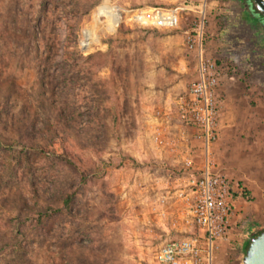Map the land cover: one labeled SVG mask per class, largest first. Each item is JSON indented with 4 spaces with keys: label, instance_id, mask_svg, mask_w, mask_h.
Returning a JSON list of instances; mask_svg holds the SVG:
<instances>
[{
    "label": "rangeland",
    "instance_id": "1",
    "mask_svg": "<svg viewBox=\"0 0 264 264\" xmlns=\"http://www.w3.org/2000/svg\"><path fill=\"white\" fill-rule=\"evenodd\" d=\"M182 1L194 8L170 30L93 22L102 2L149 9ZM203 1L0 0V264H155L158 246L184 235L169 223L145 234L146 210L126 194L136 163L151 160L149 116L196 79L198 45L188 33ZM205 2L200 48L221 69L209 161L229 182L225 171L241 170L254 94L264 88V16L251 0ZM90 33L98 42L84 48ZM224 121L236 149L229 165L216 152ZM231 185L241 193L232 222L243 210L250 220V196ZM248 237L219 241L215 264H242Z\"/></svg>",
    "mask_w": 264,
    "mask_h": 264
},
{
    "label": "built area",
    "instance_id": "2",
    "mask_svg": "<svg viewBox=\"0 0 264 264\" xmlns=\"http://www.w3.org/2000/svg\"><path fill=\"white\" fill-rule=\"evenodd\" d=\"M205 1L195 13L192 33H188V42L198 45L196 79L181 95L155 108L146 123L150 149L162 160L156 159L162 168L158 171H176V174L169 183L164 182L165 191L148 207L145 222L141 218L144 232L151 235L155 223H169L170 228L184 230L182 237L158 246L153 256L155 264H215L217 243L227 237L234 216V191L209 161V146L216 139L221 69L200 48ZM193 8L191 1L149 9H118L102 2L96 8V17L108 29L106 10L111 9L115 16L113 30L120 25L170 30L177 27L182 12ZM201 153L203 162L199 165L195 159ZM170 158L178 159L179 163H171ZM172 185L177 188L172 189ZM136 186L138 190L142 187L139 182ZM187 223L191 228L188 234Z\"/></svg>",
    "mask_w": 264,
    "mask_h": 264
},
{
    "label": "crops",
    "instance_id": "3",
    "mask_svg": "<svg viewBox=\"0 0 264 264\" xmlns=\"http://www.w3.org/2000/svg\"><path fill=\"white\" fill-rule=\"evenodd\" d=\"M261 89L260 92L254 94L255 98L258 100L257 106L251 110L253 111L252 119L254 122L248 130V136L243 139L245 142L244 148L242 147L240 149L239 158L242 160L240 164L241 170L237 171L230 165L225 171L229 180L235 184V186L240 185L243 187L247 195L250 196V202H248L247 205H249L248 210L252 217L250 220H247L244 210L237 213L233 222H231L228 236L224 239V242L226 241L227 243L234 241L233 238L239 234H244L246 237L247 235L253 236V234L259 230L255 219L259 221L264 220V207H262V203L264 202V88ZM225 107H227L226 103L224 104V108ZM222 120H224V118ZM229 126H231V123H225L224 121L222 135L216 142L218 158L220 161L222 160V163L225 165H229V163L233 161L236 151L233 147L231 136L226 132ZM146 144L149 145L147 139ZM147 147L149 149L150 145ZM149 151V158H151V160L147 163H144L142 160L136 163L134 174L137 180L133 181L132 189L130 193H128L129 195L126 194L128 197L131 195V198L134 197V200L139 201L137 205L140 208H144L146 211L153 201L165 191L166 186L164 182H166V184L169 183L172 180V175L176 174V171H158L162 169L157 163L159 159H157L155 153L151 149H149ZM168 161L173 164L179 163V160L175 158H170ZM136 182L142 185L139 190L137 189ZM171 187L172 189L177 188L175 185ZM231 188L234 191L232 204L233 209H235V200L241 198V193L237 187L234 189L231 185ZM258 212L260 215H258ZM144 215L142 217L143 222L147 219ZM235 220H243L240 222V229L237 228Z\"/></svg>",
    "mask_w": 264,
    "mask_h": 264
},
{
    "label": "water",
    "instance_id": "4",
    "mask_svg": "<svg viewBox=\"0 0 264 264\" xmlns=\"http://www.w3.org/2000/svg\"><path fill=\"white\" fill-rule=\"evenodd\" d=\"M254 9L264 16V0H251ZM248 246L242 264H264V231L257 236L248 237Z\"/></svg>",
    "mask_w": 264,
    "mask_h": 264
},
{
    "label": "bare ground",
    "instance_id": "5",
    "mask_svg": "<svg viewBox=\"0 0 264 264\" xmlns=\"http://www.w3.org/2000/svg\"><path fill=\"white\" fill-rule=\"evenodd\" d=\"M111 11H112L111 9H107L106 10V15L108 16V19H107L106 22H107V25H108V30H110V31L115 26V16L113 17L114 14L111 13ZM97 16H98V14H97ZM93 22L99 23V21L96 18L93 19ZM94 30L96 31V29H94ZM88 35H90V38L86 37V40L84 42H81V44H82V46L84 48H88L91 44H94V43L98 42V37L97 36L92 35L91 33L88 34Z\"/></svg>",
    "mask_w": 264,
    "mask_h": 264
},
{
    "label": "trees",
    "instance_id": "6",
    "mask_svg": "<svg viewBox=\"0 0 264 264\" xmlns=\"http://www.w3.org/2000/svg\"><path fill=\"white\" fill-rule=\"evenodd\" d=\"M256 12H257V11H256ZM2 79H3V77H2ZM6 80H9V79H6ZM0 86H1V85H0ZM4 148H8V146L5 145ZM69 200H70V196H67V197L64 199V201H63V205H64L65 209H66V207H67L68 204H69ZM263 231H264V230H261V231L255 233L254 235L257 236L258 234H260V233L263 232ZM247 246H248V244H247ZM246 248H247V247H246Z\"/></svg>",
    "mask_w": 264,
    "mask_h": 264
},
{
    "label": "flooded vegetation",
    "instance_id": "7",
    "mask_svg": "<svg viewBox=\"0 0 264 264\" xmlns=\"http://www.w3.org/2000/svg\"><path fill=\"white\" fill-rule=\"evenodd\" d=\"M251 3H252V2H251ZM252 6H253V5H252ZM253 8H254V6H253ZM255 11H256V10H255ZM252 21H253V22H252L253 24L251 23V27L256 26L258 22H256L255 19H253ZM251 237H252V236H251ZM247 242H248V241H247Z\"/></svg>",
    "mask_w": 264,
    "mask_h": 264
}]
</instances>
